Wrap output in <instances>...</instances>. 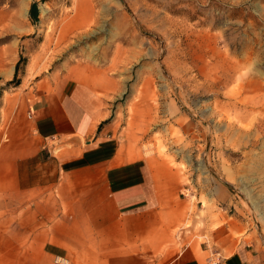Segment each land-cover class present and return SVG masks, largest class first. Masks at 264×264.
Masks as SVG:
<instances>
[{
	"label": "rangeland",
	"instance_id": "374dc122",
	"mask_svg": "<svg viewBox=\"0 0 264 264\" xmlns=\"http://www.w3.org/2000/svg\"><path fill=\"white\" fill-rule=\"evenodd\" d=\"M66 78L92 81L121 152L179 171L192 244L229 216L264 255V0H0V145L34 83Z\"/></svg>",
	"mask_w": 264,
	"mask_h": 264
},
{
	"label": "crops",
	"instance_id": "0c3cea01",
	"mask_svg": "<svg viewBox=\"0 0 264 264\" xmlns=\"http://www.w3.org/2000/svg\"><path fill=\"white\" fill-rule=\"evenodd\" d=\"M31 88L26 119L0 145V264H264L229 216L199 248L186 238L181 174L121 152L89 78Z\"/></svg>",
	"mask_w": 264,
	"mask_h": 264
},
{
	"label": "trees",
	"instance_id": "16d2710c",
	"mask_svg": "<svg viewBox=\"0 0 264 264\" xmlns=\"http://www.w3.org/2000/svg\"><path fill=\"white\" fill-rule=\"evenodd\" d=\"M36 6H37L36 2L32 3L30 11H29V15H30V18L32 21H35L37 19ZM18 64H19V62H17V64L15 65V70H14V78L15 79L17 76L18 68H19ZM14 83H15V85H17L19 83V81L17 80Z\"/></svg>",
	"mask_w": 264,
	"mask_h": 264
},
{
	"label": "built area",
	"instance_id": "2783aa9c",
	"mask_svg": "<svg viewBox=\"0 0 264 264\" xmlns=\"http://www.w3.org/2000/svg\"><path fill=\"white\" fill-rule=\"evenodd\" d=\"M207 258L210 260V262H213V261H214V258H216V257H215V255H213V253H212V254L209 255ZM214 263H215V262H214Z\"/></svg>",
	"mask_w": 264,
	"mask_h": 264
}]
</instances>
